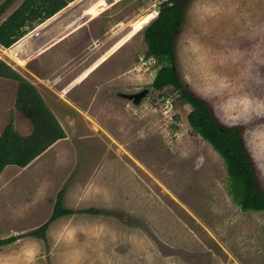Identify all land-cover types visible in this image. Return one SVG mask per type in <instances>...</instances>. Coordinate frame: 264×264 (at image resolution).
I'll use <instances>...</instances> for the list:
<instances>
[{
    "label": "rangeland",
    "instance_id": "obj_1",
    "mask_svg": "<svg viewBox=\"0 0 264 264\" xmlns=\"http://www.w3.org/2000/svg\"><path fill=\"white\" fill-rule=\"evenodd\" d=\"M85 1L82 18L51 28L52 16L0 48V72L18 77L0 75V240L17 237L0 247V264H264V211L237 206L223 160L188 124L191 107L172 86L151 85L159 64L143 31L157 17L131 36L165 0H103L93 19L100 0ZM179 1V82L220 126L243 128L264 190V0ZM50 115L62 137L15 164L3 133L31 137L29 117L44 132ZM60 190L73 213L28 236Z\"/></svg>",
    "mask_w": 264,
    "mask_h": 264
},
{
    "label": "trees",
    "instance_id": "obj_2",
    "mask_svg": "<svg viewBox=\"0 0 264 264\" xmlns=\"http://www.w3.org/2000/svg\"><path fill=\"white\" fill-rule=\"evenodd\" d=\"M14 0H4L0 4V16L11 6ZM74 0H23L8 16L0 22V46L9 48L28 29L43 23L65 8ZM184 15V3L179 0H165L159 8L157 18L143 31V38L147 46L146 57H154L159 68L152 82L155 90H161L170 85L180 94V97L191 107L187 114V121L194 133L206 141L221 157L225 165L229 180L230 193L235 203L243 211H264V190L260 187L253 164L242 145L243 128L240 126L222 127L213 118L210 110L197 98L186 91L179 82L174 68L173 42ZM1 76L18 79L14 74ZM29 117V116H28ZM35 128L31 137L21 138L8 129L3 133L5 146L11 149L14 163L23 166L40 152L46 149L55 140L62 137L60 125L53 116H49V126H45L42 118L38 120L29 117ZM46 125V121L45 124ZM63 191L56 195V200L49 219L40 227L30 231L27 235L43 238L44 232L54 220L73 213L62 207ZM86 213L97 214L98 211L90 208ZM17 239L10 236L0 240V247L10 244Z\"/></svg>",
    "mask_w": 264,
    "mask_h": 264
},
{
    "label": "crops",
    "instance_id": "obj_3",
    "mask_svg": "<svg viewBox=\"0 0 264 264\" xmlns=\"http://www.w3.org/2000/svg\"><path fill=\"white\" fill-rule=\"evenodd\" d=\"M23 1V0H22ZM85 0H74L73 2H71V3H69L67 6L69 7V5H70V7L68 8L69 10H66L67 9V6H66V8H65V10L64 9H62V10H60L58 13H56L54 16H56V17H59V16H57V15H60V17L58 18L59 19V21H57V22H55L53 19H55V18H53V17H51V21H54L55 23H53L52 24V26H51V28L52 27H61L62 26V22L63 21H65V20H67L68 18H70V17H83V15H82V12H83V8H85V6H86V2L87 1H85ZM100 2V4H98ZM98 3L96 4V5H101V6H103L104 7V10H105V2H101V0L100 1H98ZM95 6V5H94ZM92 9H93V7L92 8H89L88 9V13L86 14V15H90V13L92 12ZM61 11H64V12H61ZM63 13V14H61V13ZM50 21V20H49ZM50 21V22H51ZM39 27H41V25L39 26ZM127 36H129V34L127 35ZM126 36V37H127ZM117 48V47H116ZM115 48V49H116ZM115 49H113V50H111V52H110V54H112L113 52H115L116 50ZM109 54V55H110ZM107 56L108 55H103L99 60H97L94 64H92L89 68H87L84 72V75L83 76H79L78 77V82L79 81H82L84 78H86L89 74H86V73H89V70L90 69H92V68H95L96 66H98V65H100L106 58H107ZM12 59H14V57H12ZM92 72V71H91Z\"/></svg>",
    "mask_w": 264,
    "mask_h": 264
},
{
    "label": "bare ground",
    "instance_id": "obj_4",
    "mask_svg": "<svg viewBox=\"0 0 264 264\" xmlns=\"http://www.w3.org/2000/svg\"><path fill=\"white\" fill-rule=\"evenodd\" d=\"M106 1V0H105ZM101 2H104L103 0H101ZM104 11V7L103 6H101V5H95V6H93V9H92V12L90 13V19H93V18H95V17H97L99 14H101L102 12ZM154 17V13L151 11V13H149V14H146V15H142L141 17H138L137 18V20H135V21H133L132 22V24L130 25L131 26V31L132 32H134V34H131V36L132 35H135L136 33H138V31H140L142 28H143V26L144 25H146V24H148L150 21H151V19ZM40 26V25H39ZM130 31V33H132ZM129 33V34H130ZM127 40V39H126ZM126 40L125 39H121V40H119L118 42H117V44L112 48V50L113 49H115L116 47V49L115 50H117L121 45H123V44H125V42H126ZM0 48L2 49V47L0 46ZM0 51H3V50H0ZM99 66V65H98ZM94 68H92V69H90L89 70V73L93 70ZM84 73L85 72H83L82 74L84 75ZM89 73H86V74H89ZM81 74V76H83Z\"/></svg>",
    "mask_w": 264,
    "mask_h": 264
},
{
    "label": "built area",
    "instance_id": "obj_5",
    "mask_svg": "<svg viewBox=\"0 0 264 264\" xmlns=\"http://www.w3.org/2000/svg\"><path fill=\"white\" fill-rule=\"evenodd\" d=\"M107 2H110V1H112V0H106ZM114 1V0H113ZM119 1V0H118ZM153 13H154V15H155V17H157V15H158V12L156 11V10H153L152 11Z\"/></svg>",
    "mask_w": 264,
    "mask_h": 264
}]
</instances>
